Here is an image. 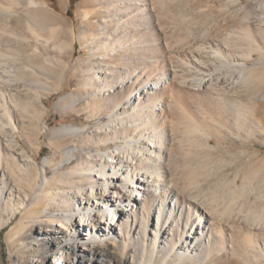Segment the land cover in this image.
Returning a JSON list of instances; mask_svg holds the SVG:
<instances>
[{"label":"bare ground","instance_id":"1","mask_svg":"<svg viewBox=\"0 0 264 264\" xmlns=\"http://www.w3.org/2000/svg\"><path fill=\"white\" fill-rule=\"evenodd\" d=\"M188 1L83 0L75 33L44 0H0V232L23 264L50 250L49 264L264 263V157L210 158L211 138L257 129L264 61L248 64L264 48L244 27L194 33ZM76 44L95 56L86 91L54 110L90 97L78 110L98 125L38 130L42 93L83 65ZM39 134L53 148L40 165L17 137L38 156Z\"/></svg>","mask_w":264,"mask_h":264},{"label":"rangeland","instance_id":"2","mask_svg":"<svg viewBox=\"0 0 264 264\" xmlns=\"http://www.w3.org/2000/svg\"><path fill=\"white\" fill-rule=\"evenodd\" d=\"M82 1L83 0H67L68 3L67 10L62 11L61 8L59 7V0H44V2L49 4V6L56 13L65 15L67 17L69 26L71 27L72 25L71 28L73 31H75V33L83 31L81 30L83 25L82 24L83 20L81 19V14L79 15V11L77 10L78 4ZM189 1L186 2V10L190 19L194 21V26L192 25V30L194 31V33L197 34L199 32L198 34H200L205 31H208V33H212L215 31H219L220 29L225 30L224 28H226V30L229 28L230 30L233 31L235 30L239 32V29L242 30V28L244 27V29L247 30L250 29L249 32L253 34L252 36H254V39H256V43H258L261 47L264 48V40H263L264 33L261 32L262 35L260 33L258 34L259 30L263 29V27H261L260 25L259 26L261 28L260 29L258 28V23H260L259 19L264 14L263 13L264 0H189ZM220 4L222 7L220 6ZM259 6H262L263 9H261V7ZM217 8H221V9H217ZM259 8L260 10H258ZM256 14L259 16H257ZM245 18H247V21ZM242 19H245V21H243ZM86 37H87L86 39L89 40V37L88 36ZM92 51L93 49L91 47L89 49L87 48L84 50H80V46L78 44L75 45V50L73 52L70 51L72 53V58H71L72 62L77 64H79V62L81 63L83 62L82 67H84L85 70L80 66L79 67L77 66L78 68L77 67L75 68L78 71L77 70L75 71V69H73L74 72L73 70L70 72L68 82L66 83L67 85L64 84L63 89L61 91H58V93H54V94L50 92L42 93V101L46 105L47 110H46V114H44V117L41 119L42 121H40L38 125V130H41V128L43 127L47 128L48 126L49 128H58L61 125H69L74 127H82L86 125L89 130H93L94 128H96V126L98 125L97 121L88 122L87 111L85 109L78 110L79 106H81L82 108L84 107V105L87 103L90 97L88 98L86 97L82 99L81 100L82 102H80V105L76 107V111H74L73 113H67L64 116H59L54 110V105L59 95L64 93L65 94L73 93L78 95L83 91L85 93L86 90L84 89H86L87 87L86 83L87 80L89 79V76L85 74L84 76H82L81 72L82 70L86 72L87 68L89 69L90 67L89 65H92L94 63L95 56L93 55L94 53ZM78 60L80 61L75 62ZM263 61L264 58H261L258 54H254L252 57V61L248 65L250 67L253 66L259 67L260 66L259 64L262 63ZM93 70H95V68ZM263 94H264V87L261 88L259 93L251 96V102H253L254 104V111H255L254 124L256 126L255 125L254 126L257 127V129L255 128L254 130V134L251 133V136L246 141L242 138L222 139V140L221 139L216 140L214 138H211L210 146L214 147V151L210 152L211 159H216L217 157H223L229 162L235 161L234 163L238 165L239 162L235 160L236 158L234 159V157H236L238 152L239 153L243 152V155L245 154L244 156L246 157V155L247 156L250 155L251 152L255 150H258L260 158L264 157V95ZM104 122H107V120L104 119ZM17 137L19 142L23 144V147L27 149L29 155H31L33 158L36 159L37 164L40 165V163L45 158L51 159V157L53 156V148L46 144L48 141L46 140L45 136L43 137L42 134H39L37 136V143H38L37 145L39 147L38 156L35 155L34 151H30L28 145H26V142L19 135H17ZM106 150H108V147L104 149V151ZM84 152L87 151L84 150ZM64 168H66V166ZM47 172H48L47 173L48 177H50L51 172L49 170ZM221 172L223 175L228 173L226 169L222 170ZM221 172L219 174L220 176L222 175ZM231 175L232 174L230 172L228 174L229 178H231ZM17 216H18L17 218L20 217L19 214ZM33 229H34V234L38 232L37 227ZM5 231L6 228L2 229L0 232V264H23L24 260H28L32 258L31 254L30 255L26 254L27 258L25 259L23 258L25 255H23L18 259L14 258V255L16 254L15 249L11 248L7 244ZM35 238L37 237H34L33 239ZM51 253H52L51 250L46 253L48 264L49 261L50 262L52 261ZM220 258L222 260L219 259L217 263L209 262L208 264H221V263L236 264V261L233 263H229V259L225 258L224 256H221ZM94 262L92 263L89 262V264H94ZM239 264H243V263L239 262ZM256 264H264V263L258 262Z\"/></svg>","mask_w":264,"mask_h":264}]
</instances>
